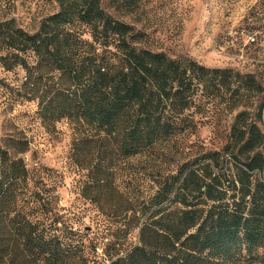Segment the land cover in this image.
I'll return each mask as SVG.
<instances>
[{
    "label": "trees",
    "instance_id": "1",
    "mask_svg": "<svg viewBox=\"0 0 264 264\" xmlns=\"http://www.w3.org/2000/svg\"><path fill=\"white\" fill-rule=\"evenodd\" d=\"M52 1L56 10L32 32L0 21V68L23 73L21 96L36 102L44 124L71 127L85 200L115 191L124 175L128 190L119 194L126 221L102 222L101 233L128 238L136 231L137 241L108 264L264 261L252 255L264 248L263 134L241 111L219 149L207 150L198 137L219 92L254 91V80L149 49V35L136 26L145 0H108L113 15L103 0ZM5 142L0 264H11L13 248L17 264H88L83 246L74 245L68 213L55 204L49 170L32 174L16 158L28 151L25 144ZM83 153H92L88 168ZM18 188L26 191L24 213Z\"/></svg>",
    "mask_w": 264,
    "mask_h": 264
},
{
    "label": "rangeland",
    "instance_id": "2",
    "mask_svg": "<svg viewBox=\"0 0 264 264\" xmlns=\"http://www.w3.org/2000/svg\"><path fill=\"white\" fill-rule=\"evenodd\" d=\"M103 5L114 14L108 0H103ZM55 10L52 0H0V21L13 20L16 26L32 32L41 18ZM137 19L136 26L149 35L148 48L152 51L173 60L190 59L208 69L231 70L254 80V91L244 90L239 95L235 87L221 90L206 107L202 122L208 125L204 124L198 137L207 150L224 144L229 126L241 111L248 114L249 121L256 122L264 136V0H145ZM247 36L250 40L245 41ZM22 78L19 70L4 72L0 68V142L4 145L12 139L25 144L28 151L16 158L32 174L49 170L50 180H55V204L68 213L73 224L74 245L83 246L88 264H108L110 257L137 241L136 231L128 238L115 232L107 236L101 233L102 222L116 226L126 221L119 194L128 190L124 175L118 174L115 191H107L93 202L85 200L78 175L85 171L79 173L75 167L71 127L64 121L44 124L37 117L36 102L21 96ZM81 155L88 168L93 163L92 153ZM46 183L51 185L52 181ZM25 192H16V204L22 213L28 208ZM131 195L137 196L135 189ZM14 249L6 259L11 264H17ZM241 254L246 258L244 251ZM252 255L264 260V248Z\"/></svg>",
    "mask_w": 264,
    "mask_h": 264
},
{
    "label": "built area",
    "instance_id": "3",
    "mask_svg": "<svg viewBox=\"0 0 264 264\" xmlns=\"http://www.w3.org/2000/svg\"><path fill=\"white\" fill-rule=\"evenodd\" d=\"M250 40V36H247V38H245V41H248Z\"/></svg>",
    "mask_w": 264,
    "mask_h": 264
}]
</instances>
